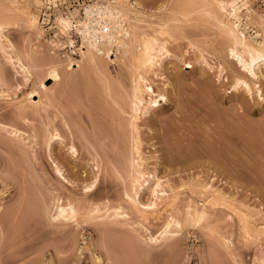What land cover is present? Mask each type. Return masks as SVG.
<instances>
[{
  "label": "rangeland",
  "instance_id": "obj_1",
  "mask_svg": "<svg viewBox=\"0 0 264 264\" xmlns=\"http://www.w3.org/2000/svg\"><path fill=\"white\" fill-rule=\"evenodd\" d=\"M40 1L0 0V264H93L97 256L99 264H264V61L261 77L251 78L261 95H248L243 86H232L235 77L248 73L232 58L231 39L203 7L194 11L181 0H126L136 14L129 22L134 36L164 42L144 78L167 101L144 111L145 97L135 111L131 93L139 68L121 48L102 59L103 73L94 74L80 57L85 50L80 35L71 31L69 45L54 21L59 11L76 20L84 6L114 0ZM222 1H235L237 14L230 18L225 10L220 17L246 38L264 42V0ZM16 55L31 67L28 80ZM68 61L72 70L65 67ZM48 68L61 78H45ZM40 79L47 92L31 94L28 102ZM71 103L77 108L69 111ZM52 134L59 137L50 139ZM135 145L143 177L132 189ZM223 178L243 184H223ZM195 180L212 189L195 186ZM157 181L162 185L155 199L151 184ZM90 184L92 190L84 191ZM134 190L140 209L156 202L143 218L127 197ZM212 190L220 193L218 202L209 201ZM57 197L75 207V221L49 219ZM188 206L203 209L205 218L171 225L163 236V223L183 222ZM115 211L122 215L113 217ZM242 214L249 216L252 235L242 229Z\"/></svg>",
  "mask_w": 264,
  "mask_h": 264
},
{
  "label": "bare ground",
  "instance_id": "obj_2",
  "mask_svg": "<svg viewBox=\"0 0 264 264\" xmlns=\"http://www.w3.org/2000/svg\"><path fill=\"white\" fill-rule=\"evenodd\" d=\"M37 2H41L40 0H36ZM173 1V0H172ZM184 1L185 6H189V7H193L194 11H200L199 7H203L204 8V12L206 14V16L208 15L209 17H211V20H215V22H218V24L220 25V28L226 33V35L231 39L233 47L231 48L230 54L232 56V58H235V61L237 62L238 65H240V67L242 68V70L246 71V73H248L247 77H235L234 81H233V87L234 88H238L239 86H243L246 89V92L248 95H252L253 92H257V95L260 96L261 95V91H259L260 89L257 88V86L254 85L252 86V79L255 77H261L262 73L260 70V65H259V61L262 60L264 61V42L262 43H257L246 38L242 33L237 32V30L235 28H233L232 22L229 20H226L225 17H220V13L221 11H228V14L230 15L229 17L233 18L234 16H236L237 12L235 11V1H231V2H224L222 0H210L205 3H196V2H192L191 0L189 1H185V0H181ZM180 2V1H178ZM188 2V3H187ZM137 3V2H135ZM176 3V2H175ZM183 4V3H182ZM3 8V6H0ZM12 7V6H11ZM181 7V5H180ZM179 7V8H180ZM229 7V9H228ZM202 8V9H203ZM5 9V7H4ZM185 9V8H184ZM182 9V10H184ZM201 9V10H202ZM84 12H83V16L81 17V19H72V16L70 15H62L61 12L59 11L55 17L56 21V25L57 28L62 32V34H66V36L69 38L68 39V44L71 45L73 44V40L70 39L69 37V33L71 31H74L75 33H78L81 37V44L85 46V50H80V57L84 59V63L87 66L86 68H88L92 73H103L102 70V64L101 61L103 58L109 59L108 56H110V52H112L113 50H115L114 52L120 50H122V53L126 56H128V58L136 65H134V67H136V70H139V73L137 75H135L134 79H133V87H132V97H133V106L135 108V111L140 110L141 107L140 105L143 103L144 98L147 97V101H146V106L144 107V111H150L151 110H156L157 107L159 106V102L163 101L166 102L167 101V97L165 96L164 93H159V94H155L154 89L152 88V85H149L146 83V80L144 78V73L149 72L154 65L156 64V58H157V51L159 52L160 50L164 49V42H161V44H158V42L156 41L155 38H151V37H140V38H136L134 36L131 26H130V20L131 18H133L134 16H136V14L130 10V8L127 6L126 4V0H114L112 2H106L104 3H100L98 1L93 2L91 5H86L83 8ZM170 10V9H169ZM182 10H180V13H183L182 15L184 16L185 13L182 12ZM24 11V10H23ZM29 11V10H28ZM26 10V12H28ZM22 12V11H21ZM220 12V13H219ZM219 13V14H218ZM171 14V13H170ZM187 14L191 15L192 12L189 13L187 11ZM29 20L30 22H32V24L37 25V18L35 15H33L32 13L30 14L29 12ZM132 15V16H131ZM187 15V16H188ZM157 16V15H156ZM185 16V17H187ZM207 16V17H208ZM27 17V16H26ZM200 17V16H199ZM74 18V17H73ZM171 18V16H170ZM173 19V18H172ZM175 20V19H174ZM189 21V20H188ZM193 21V20H192ZM163 22V21H162ZM167 22V21H165ZM164 22V23H165ZM176 22V21H175ZM166 24V23H165ZM135 25V24H134ZM158 25V24H157ZM237 25V24H236ZM7 26V25H6ZM139 26V25H138ZM161 27V26H160ZM159 28V27H158ZM4 29L3 25H0V36L2 35V31ZM241 32V31H240ZM141 33V32H140ZM158 33V32H157ZM166 33V32H165ZM181 34V33H180ZM143 35V34H142ZM164 34H162L163 36ZM167 35V33H166ZM141 36V35H140ZM161 36V37H162ZM5 38V37H4ZM255 39V38H254ZM161 41V40H160ZM163 41V40H162ZM2 45V44H1ZM9 47V46H8ZM3 48V47H2ZM12 48V47H11ZM82 48V47H81ZM166 51V50H165ZM245 54L247 55V57H245ZM11 55H9L10 57ZM230 56V57H231ZM16 58V62L18 64V67L20 68V70L24 73V76L26 78V80H28L31 76H32V70L31 67L24 65L21 62V59H19L20 57L18 55L15 56ZM130 61V62H131ZM78 64V62H76ZM72 62L68 61L66 64V68L72 70ZM189 63L187 64L186 67H189ZM223 68V67H222ZM142 69V70H141ZM137 70V71H138ZM141 70V72H140ZM220 71H221V67H220ZM87 75H85V77L89 78ZM45 78H49L52 79L54 81L58 80V78H61L60 73L55 69V68H48L46 71V75L44 74ZM85 77L82 76L81 80H85ZM95 77V76H94ZM252 78V79H251ZM38 86L37 88H33L31 89L30 92H28V96H27V101L28 102H32L31 94H35V93H39L40 90L47 92L48 86H45V83L43 81V79L38 80ZM179 82V81H178ZM180 85V84H179ZM128 86V85H127ZM180 87V86H179ZM178 87V88H179ZM181 89V87H180ZM244 89V90H245ZM71 90V89H70ZM179 91V90H178ZM108 92V91H107ZM72 93V91H71ZM179 93V92H178ZM245 93V92H244ZM70 94V93H69ZM31 95V96H30ZM68 96V95H67ZM178 96V95H177ZM29 97V98H28ZM48 97V96H47ZM54 99V98H53ZM84 99V98H83ZM183 99V98H181ZM75 100V99H74ZM44 101V100H43ZM76 102V101H75ZM182 102V101H181ZM188 102V101H187ZM37 103V101H36ZM70 103V101H69ZM74 103V102H73ZM71 103L68 105L69 107V111H71L73 108H77V107H72L74 106V104ZM180 103V102H179ZM41 104V103H40ZM39 104V105H40ZM76 104V103H75ZM62 105V104H61ZM64 106V105H63ZM62 106V107H63ZM67 106V105H66ZM179 106V105H178ZM187 106V105H186ZM44 108L46 106H43ZM67 107V108H68ZM200 107V106H199ZM188 108V107H187ZM60 109V108H59ZM65 109V107H64ZM66 110V109H65ZM134 110V109H132ZM191 110V109H190ZM193 110V109H192ZM191 110V111H192ZM67 111V110H66ZM74 112L76 110H73ZM78 111V109H77ZM135 111H133V113H135ZM249 111L251 112V110L249 109ZM81 112V111H80ZM183 112V111H182ZM221 112V111H220ZM195 113V112H194ZM69 114V113H67ZM66 114V115H67ZM109 114V113H108ZM186 115V114H185ZM229 115V114H228ZM85 116V115H84ZM230 116V115H229ZM66 117V116H65ZM194 117L197 118V116L195 115ZM209 117V116H208ZM241 117V116H240ZM64 118V117H63ZM86 117H84L85 119ZM187 118V117H186ZM223 118V117H222ZM66 119V118H65ZM83 119V118H82ZM132 119V118H131ZM136 119V118H133ZM181 119V118H180ZM25 120V119H24ZM69 120V119H68ZM66 120L65 124L67 125L69 131L71 132V134H73V127L70 125L69 121ZM75 120V119H74ZM201 120V119H199ZM214 120V118H213ZM183 121V119H182ZM207 121V120H206ZM235 121V120H234ZM242 121V119H241ZM92 122V121H91ZM134 122V121H133ZM162 122V121H161ZM231 122V121H230ZM233 122V121H232ZM93 123V122H92ZM243 123V122H241ZM245 123V122H244ZM246 124V123H245ZM244 124V125H245ZM132 125H134L132 123ZM228 125H230L228 123ZM235 125V124H233ZM232 125V126H233ZM248 125V124H247ZM221 126V125H220ZM100 127V126H99ZM133 128V127H131ZM214 128V127H213ZM229 128V127H227ZM188 129V128H187ZM220 129V128H219ZM222 129V128H221ZM224 129V128H223ZM231 129V127H230ZM240 129V128H239ZM137 131V130H135ZM92 132V131H91ZM227 133V131H226ZM50 134V133H49ZM136 135V134H135ZM227 136L229 134H226ZM233 135V133L231 134ZM59 137L58 134H52V136L50 137V139L52 137ZM137 136V135H136ZM178 136V135H177ZM213 136V135H212ZM211 136V137H212ZM230 136V135H229ZM134 137V136H133ZM186 137V136H184ZM232 137V136H231ZM230 137V138H231ZM241 137V136H240ZM138 138V137H137ZM178 138V137H177ZM187 138V137H186ZM185 138V139H186ZM190 138V137H189ZM98 139V138H97ZM216 140V138H214ZM222 139V138H221ZM138 140V139H137ZM183 140V139H181ZM232 140V139H231ZM238 140H240L238 138ZM176 141V140H175ZM178 141V140H177ZM189 141V140H186ZM111 142V141H110ZM134 142V141H133ZM132 142V143H133ZM218 142H220L218 140ZM226 142V141H225ZM224 142V143H225ZM89 143V142H88ZM103 143V142H102ZM135 143V142H134ZM138 143V141H137ZM170 143V142H169ZM223 143V141H222ZM228 143V142H227ZM240 143V142H239ZM229 144V143H228ZM227 144V145H228ZM241 144V143H240ZM132 145V144H131ZM220 145V144H219ZM243 145V144H242ZM103 146V145H102ZM139 145H135L134 151L136 153V156L138 154V147ZM192 146V145H191ZM208 146V145H207ZM213 146V145H212ZM226 146V145H224ZM229 146V145H228ZM236 146V145H235ZM86 147V146H85ZM189 147V146H188ZM73 146H71L70 149H72ZM132 148V149H133ZM180 148V147H179ZM214 148V147H212ZM217 148H220L217 146ZM224 148V147H223ZM226 148V147H225ZM96 149V148H95ZM101 149V148H100ZM190 149V148H189ZM211 149V148H210ZM222 148H220L221 150ZM236 149V148H235ZM213 150V149H211ZM228 150V149H226ZM215 151V150H214ZM219 151V150H218ZM223 151V150H221ZM237 151V150H236ZM104 152V151H103ZM168 152V151H167ZM216 152V151H215ZM225 152V149L224 151ZM220 152V153H223ZM229 152V151H228ZM194 153V152H193ZM214 153V152H213ZM219 153V154H220ZM226 153V152H225ZM223 153V154H225ZM236 153V152H235ZM59 154V153H58ZM132 154V153H131ZM134 154V152H133ZM232 154V153H230ZM208 155V154H207ZM217 155V154H216ZM228 155V153L226 154ZM226 155V158H228ZM222 156V157H223ZM236 156V155H235ZM131 157V156H129ZM188 157V156H187ZM217 157V156H216ZM225 158V157H223ZM237 158V157H236ZM243 158V157H242ZM221 159H217L218 162L221 161ZM233 159V158H232ZM244 159V158H243ZM140 160L139 157L137 156V159L134 160V168H135V176L132 179V189L136 188V183L139 182V179L143 177V173L139 170V166H141L140 164ZM225 161H227L226 159H224ZM234 160V159H233ZM223 161V160H222ZM231 161V159H230ZM229 161V162H230ZM238 161V160H237ZM240 161V160H239ZM142 162V161H141ZM216 162V161H215ZM228 162V161H227ZM233 162V161H231ZM243 162V161H242ZM221 163V162H219ZM217 163V164H219ZM224 164H226L223 161ZM222 164V163H221ZM223 164V165H224ZM228 164V163H227ZM236 164V162H235ZM240 164V163H239ZM232 165V164H231ZM237 166V165H236ZM235 166V167H236ZM225 167V166H224ZM227 168V165H226ZM231 168V167H230ZM241 167V170L244 171V168ZM58 167L56 166L54 170H56L57 172H59ZM233 169V168H232ZM235 169V168H234ZM237 170H240V167H237ZM236 170V171H237ZM252 170V169H251ZM250 170V171H251ZM79 172V171H77ZM73 174V173H72ZM108 177V176H107ZM158 177V176H157ZM103 178V177H102ZM77 180L82 179L81 177L77 176L76 177ZM225 179V180H224ZM103 180V179H102ZM223 181V184H230L231 186H239L242 185L243 183L241 182V180L239 179H230V178H223L220 179V181ZM95 181V179H94ZM111 181V180H109ZM145 181V180H144ZM249 182V181H248ZM257 182V181H256ZM261 182V181H260ZM109 183V182H108ZM258 183V182H257ZM263 183V182H262ZM195 186H200L201 188L207 190V189H212L211 185L209 183H203L200 181L195 180L193 183ZM261 184V183H258ZM141 185V184H140ZM161 183L159 181L155 182V185L153 186L151 184V194L155 197V199L158 198V193L160 191H158V188L161 187ZM187 185V184H186ZM171 188V187H170ZM84 191H91L92 190V185H88L84 187ZM150 189V188H149ZM148 190V189H147ZM146 190V191H147ZM210 192V191H208ZM164 191L161 190V195H163ZM62 195V194H61ZM137 195V190H134V193L131 195H128V200L129 203H131V207H134L136 209V211H138V213L141 215L145 212L146 209L148 208H155L156 207V202L153 201L151 204H148V206H144V208L140 209L137 205H139V202L136 198ZM211 198H210V202H215L218 197L220 196V193H218L215 190H212L211 193ZM61 198V197H60ZM165 198V197H164ZM223 198V197H222ZM84 199V198H83ZM173 198H171L172 200ZM86 200V199H85ZM127 200V199H126ZM68 201V199H67ZM169 202V200H167ZM174 200H172L173 202ZM43 202V201H42ZM54 202V201H53ZM71 202V201H70ZM92 202V201H90ZM144 202V201H142ZM218 202V201H216ZM226 203V202H225ZM168 205V203L166 202L165 205ZM171 204V202H170ZM173 204V203H172ZM39 205V204H38ZM119 205V204H118ZM43 207V206H42ZM143 207V206H142ZM55 209V213L51 216L52 220H57L61 223L64 224H68L72 221H75V217H76V209L75 207H73L71 205V203H67L66 205H62L59 202V197L56 198V203L55 206L53 207ZM166 208V207H165ZM41 209V208H40ZM263 209V208H262ZM11 210V209H10ZM164 210L163 208L161 209V211ZM166 210V209H165ZM155 211V210H154ZM158 211V210H157ZM37 213V212H36ZM98 213V212H97ZM152 213V212H151ZM50 214V213H49ZM96 214V213H95ZM119 215H122L120 213H118L117 211H115L113 213V217H117ZM1 216V215H0ZM43 216V215H42ZM124 216H126L124 214ZM144 216V215H143ZM156 216V215H155ZM158 216V215H157ZM206 216V212L202 209L200 211L195 210L193 208H190L189 206L187 207L186 211H185V215H184V220L179 221L176 220L174 218H170L167 219L165 221V223H163V230H162V235L165 236L168 233V228L171 225H175L176 227H182V225L186 224V223H192V222H199L201 220H203ZM142 217V215L140 216ZM164 217V216H163ZM3 218V217H2ZM44 218V217H43ZM139 218V217H138ZM143 218V217H142ZM159 218V216H158ZM240 218V223L242 226V229L244 231L245 234L247 235H252L254 233V228L253 225L249 222V216L247 214H242ZM100 219H105V217H102ZM39 220V219H38ZM145 219H143L144 221ZM238 220V219H237ZM110 221V220H109ZM43 222V221H42ZM94 222V221H93ZM113 223V222H112ZM32 224V223H31ZM121 224V223H119ZM42 225V224H41ZM77 225V224H76ZM39 226V225H38ZM78 227V225H77ZM99 227V226H98ZM36 228V227H35ZM39 229V228H38ZM35 230V229H34ZM64 230V229H63ZM60 232V231H59ZM66 232V231H65ZM31 233V232H30ZM62 234V233H61ZM64 234V233H63ZM66 234V233H65ZM1 235V234H0ZM29 235V234H28ZM28 235H26L28 237ZM36 235V234H35ZM19 236V235H17ZM31 236V235H30ZM63 236V235H62ZM68 237V236H67ZM153 237V236H152ZM151 237V238H152ZM256 237V236H255ZM26 238V237H25ZM38 238V237H37ZM63 238V237H62ZM149 238L150 240H153ZM3 245V244H2ZM1 248V247H0ZM2 250V249H1ZM2 253V252H1ZM0 253V255H1ZM4 254V253H3ZM5 255V254H4ZM1 257V256H0ZM4 257V256H3ZM9 257V256H8ZM110 258L109 253H107V259ZM1 261V259H0ZM4 261V260H3ZM13 261V260H12ZM101 262L100 257H96V259H93V264H99ZM4 263V262H3ZM8 264V263H7ZM11 264V263H10Z\"/></svg>",
  "mask_w": 264,
  "mask_h": 264
}]
</instances>
